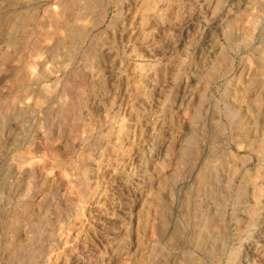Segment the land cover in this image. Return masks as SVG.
Masks as SVG:
<instances>
[{"label":"rangeland","instance_id":"374dc122","mask_svg":"<svg viewBox=\"0 0 264 264\" xmlns=\"http://www.w3.org/2000/svg\"><path fill=\"white\" fill-rule=\"evenodd\" d=\"M83 1L0 0V264H264V0Z\"/></svg>","mask_w":264,"mask_h":264},{"label":"bare ground","instance_id":"6f19581e","mask_svg":"<svg viewBox=\"0 0 264 264\" xmlns=\"http://www.w3.org/2000/svg\"><path fill=\"white\" fill-rule=\"evenodd\" d=\"M61 2H60V4H58V6H52L51 8H50V12H52L54 9H56V7L57 8H60L59 10H60V12H61V10H65V11H67L68 9L70 10H72V8H74L73 6L74 5H77L78 4V0H60ZM85 1V0H84ZM83 1V2H84ZM93 1V0H92ZM112 1H116V0H112ZM86 2V1H85ZM88 5H90L92 2H91V0H87V2H86ZM93 3H94V1H93ZM93 3L91 4V7H92V5H93ZM97 3V2H96ZM80 4V3H79ZM114 4V3H113ZM55 7V8H54ZM79 7V6H78ZM75 9V8H74ZM78 9H80V8H78ZM87 9L89 10V8L87 7ZM58 10V11H59ZM56 11V10H55ZM54 12V11H53ZM62 13H63V11H62ZM65 13V12H64ZM31 15V14H30ZM66 15V14H65ZM50 16V15H49ZM51 16H52V14H51ZM74 36V33H73V31L70 33V35L69 36ZM71 41H73V39H71ZM43 90L44 91H46V92H50L51 90H52V86H46V87H44L43 88ZM82 100L83 99H81V101H80V103H79V105H82V104H85V103H87L86 101H84V102H82ZM86 100V99H85ZM19 102V101H18ZM20 102L22 103V104H20V105H23L22 107H28V106H30V103H29V101H21L20 100ZM87 105V104H86ZM85 105V106H86ZM82 106H84V105H82ZM19 107V106H18ZM78 112H80V110L78 111ZM79 115V114H78ZM80 115H81V113H80ZM79 115V116H80ZM77 118V117H76ZM78 127V126H77ZM70 128V127H69ZM88 128V127H87ZM74 129H76L75 127H74ZM79 128H77V130H78ZM91 129V128H90ZM68 130V129H67ZM70 130H71V132H70ZM69 130V134H70V136H73V137H70L71 138V140H72V138H74L75 139V137L76 138H79L78 136H82V135H78L77 136V133H75L76 131L75 130H73V129H70ZM73 130V131H72ZM75 131V132H74ZM81 131H84V130H81ZM92 131V130H91ZM81 133V132H80ZM90 133V132H89ZM11 134V133H10ZM48 134V133H47ZM47 134H45V135H47ZM49 134H51V133H49ZM58 134V133H57ZM79 134V133H78ZM83 134V133H82ZM88 134V133H87ZM85 135V134H84ZM91 135V134H90ZM90 137V136H89ZM83 138H85V139H87L85 136L83 137ZM82 137L80 138V139H82V140H80V141H83L84 139H83ZM51 139H53V137L51 138ZM76 140V139H75ZM52 140H48V138L46 137V136H43V138H41V140L39 141V143L38 144H36V143H31L32 145H31V147L33 146V148H35V150H36V148L37 149H39V147L38 146H41L40 148H43V149H40V152H46V154H47V152H48V155H50V161L54 164V166H56L57 168H55V169H57V170H59L60 169V171H59V175H61V173L63 172V163L62 162H60V161H58L57 159H56V157L58 158V153H53L54 151H52V150H55L54 148V145H51V142ZM55 141H56V139H55ZM55 143V142H54ZM83 143V142H82ZM81 143V144H82ZM53 144V143H52ZM73 144V143H72ZM20 145V144H19ZM70 145V144H69ZM58 146V145H57ZM68 146V145H67ZM18 147V146H17ZM54 147V148H53ZM71 147V146H70ZM73 147V146H72ZM19 148H21V147H19ZM32 148V149H33ZM59 148V147H58ZM75 148V147H74ZM73 148V149H74ZM29 149V148H28ZM34 149H33V151H35ZM42 150V151H41ZM45 150V151H44ZM66 150V149H65ZM31 151V150H30ZM36 151H38V150H36ZM51 151V152H50ZM57 151V150H56ZM72 151V150H71ZM28 152V151H27ZM25 153V152H24ZM43 153H41V162H45V158L47 159L49 156L48 155H46L45 153L43 154ZM50 153V154H49ZM52 153V154H51ZM71 153V152H70ZM22 154V153H21ZM27 154V153H26ZM31 154V153H30ZM29 154V152H28V155H30ZM53 154H55V155H53ZM78 154V153H77ZM87 154V153H86ZM80 155V154H79ZM25 156V155H24ZM78 157V156H77ZM19 158V157H18ZM62 158V157H61ZM84 158H86V157H83L82 159H84ZM90 158V157H89ZM79 159H80V157H79ZM78 159V160H79ZM39 160V159H38ZM60 160H62V159H60ZM21 163H23V165H24V163L25 162H23L24 161V159L22 160L21 159ZM26 161V160H25ZM28 161V160H27ZM49 161V160H48ZM47 161V162H48ZM18 162V161H17ZM40 162V161H39ZM72 162V161H71ZM80 162V168H79V166H76V167H78L79 169H81V171H82V175L81 174H78V176H77V178L75 177V179L76 180H78V177H79V175H81V176H86L87 177V175H86V172H87V167H88V163H86L87 162V160H86V162H85V159L84 160H81V161H79ZM69 163V161L67 162V164ZM75 163V162H74ZM43 164V163H42ZM65 164V163H64ZM66 164V165H67ZM21 165V164H20ZM30 165V164H29ZM75 165H77V164H75ZM71 165H69V167H70ZM25 167H27V166H25ZM89 168V167H88ZM54 169V170H55ZM79 169H78V171H79ZM81 171H80V173H81ZM77 172V171H76ZM63 174H65V173H63ZM52 175V174H51ZM54 175V174H53ZM66 175V174H65ZM60 177H62V176H60ZM63 178V177H62ZM61 178V179H62ZM66 178H68V177H66ZM72 179V178H71ZM71 179H68V180H71ZM67 180V181H68ZM80 180V179H79ZM79 180H78V182H79ZM81 180H83V179H81ZM80 180V181H81ZM65 181V180H64ZM63 181V182H64ZM84 182V181H83ZM65 183H67V185L69 184V183H73V179H72V182L71 181H69V182H65ZM71 185V184H70ZM69 186V185H68ZM70 187V186H69ZM82 187H83V185H82ZM81 187V188H82ZM67 188V187H66ZM78 190V189H77ZM81 190V189H80ZM85 190V189H84ZM71 192V191H70ZM82 193V192H81ZM80 192H79V195L81 194ZM78 195V196H79Z\"/></svg>","mask_w":264,"mask_h":264}]
</instances>
